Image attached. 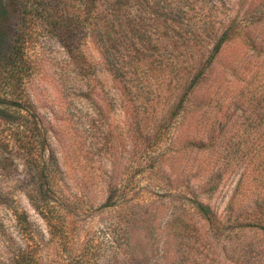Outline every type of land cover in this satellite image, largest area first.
Instances as JSON below:
<instances>
[{
	"label": "rangeland",
	"instance_id": "374dc122",
	"mask_svg": "<svg viewBox=\"0 0 264 264\" xmlns=\"http://www.w3.org/2000/svg\"><path fill=\"white\" fill-rule=\"evenodd\" d=\"M93 2L0 0V264H264V0Z\"/></svg>",
	"mask_w": 264,
	"mask_h": 264
},
{
	"label": "trees",
	"instance_id": "16d2710c",
	"mask_svg": "<svg viewBox=\"0 0 264 264\" xmlns=\"http://www.w3.org/2000/svg\"><path fill=\"white\" fill-rule=\"evenodd\" d=\"M62 2H66L67 0H59ZM79 4L78 6H81L82 9H84V13H88L89 10L91 9L92 5H93V0H76ZM87 10V12H85ZM207 28V27H206ZM233 32V29L231 26H228L220 35V37L218 38V41L216 42L215 46L209 51L208 50V54L204 57H202V55L197 56L193 62H192V66H190V68L188 69V71L184 72V71H180L179 75H185V74H189V75H202L205 76L207 73L211 72L210 68H212L214 60H215V56L216 54L219 52V50L221 49L222 44L227 41L228 38L231 37V35L233 33L230 34V32ZM93 32V29H92ZM254 40V39H253ZM256 40V39H255ZM252 43L255 44L254 41H252ZM258 43V41H257ZM198 50L200 51L201 48L199 47ZM206 51V49H204ZM203 50V51H204ZM100 53L102 55V58L104 60V64L107 68V70L110 72V75L112 77V80L118 82L122 87V90H125L124 85H127L126 82V75L127 72L124 70V68L121 67V63L118 62V58L114 56V51L112 49L111 45H107V43H102V45H100ZM186 80V81H185ZM201 81V78L199 76H197L195 79L194 77L191 79H184L183 77H181L179 80H177V84H181L182 86H186V93L182 98L177 97V99L174 101L175 103L172 105L171 110H170V114H168L166 116V124H167V120L170 123V121H172L173 119L176 118V116L179 114L181 106H183V103L185 101V97H187L188 99L191 98L192 93L195 91V88L197 87V84H199V82ZM187 85H186V84ZM196 105H199L196 103ZM200 106V105H199ZM201 135H197L195 134H188L186 136L187 140H189V142L196 146L199 147L200 145V141L201 139ZM44 194L45 191L43 190ZM47 192V191H46ZM50 193L52 192L51 190L49 191ZM260 207H258V209L264 212V208L263 205H258ZM195 207L197 209V211L202 215V217L208 221L211 222L215 220V212H213L210 207L206 204H204L201 201H195ZM227 209L229 212L232 211V206L231 204H228ZM261 211V212H262ZM12 264H31V262L26 261L25 258L22 257H18L16 260H14V262Z\"/></svg>",
	"mask_w": 264,
	"mask_h": 264
}]
</instances>
